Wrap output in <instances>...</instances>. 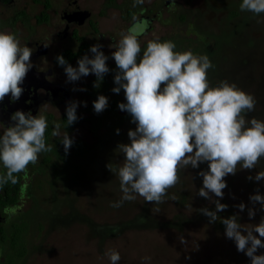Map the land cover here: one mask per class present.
Instances as JSON below:
<instances>
[{"label": "rangeland", "instance_id": "374dc122", "mask_svg": "<svg viewBox=\"0 0 264 264\" xmlns=\"http://www.w3.org/2000/svg\"><path fill=\"white\" fill-rule=\"evenodd\" d=\"M67 1L50 0L53 12ZM75 1L82 9L92 11L98 32L104 36L107 55L110 56L112 44L108 36L115 43L130 26L122 19L124 11L131 10L135 18L145 14L150 21L139 37L142 50L148 40L158 36L162 41H173L176 51L207 55L214 65L208 70L210 83L215 86L227 80L254 95L255 111L248 116L264 120V24H258L252 13L239 10L241 0ZM22 11L25 16L13 22L15 13ZM42 11V5L33 4V0H14L12 6L0 4V31L15 33L22 45L34 49L35 41L50 39L58 24L54 15L50 25L37 23ZM87 31V27L81 29V35ZM87 41L92 45L100 43L97 36H90ZM76 48L68 41L62 44L53 41L41 63L51 65L53 82L64 86L71 100L86 101L87 107L83 104L78 107L80 118L68 127L63 120L68 101L46 108L49 129L46 142L52 145V151L41 153L38 163L29 167L20 200L10 209L9 216L0 220V264H110L105 256L107 249L120 253L119 264H250L249 258L237 252L235 243L224 236L220 220L210 224L198 212L201 207H215L197 195L202 186V178L196 175L200 169L182 170L180 182L168 190L164 203L149 204L137 196L119 208L110 206V202L120 199L121 192L118 178L106 165L122 163L123 154L115 149L118 143L130 142L127 132L135 129V124L130 122L128 113L118 112V103L126 100L123 90L119 94L111 91L115 87L113 71L97 89L93 87L94 75L75 84L66 83L63 68L52 66L58 51ZM107 63L110 69H115L113 59ZM71 64L75 67L77 61ZM73 87L87 91H72ZM98 95L108 97V107L100 114L93 109ZM57 122L61 125L60 137L52 136ZM116 129L120 130L119 135ZM3 130L0 124V134ZM66 131L74 141L67 154L60 143ZM3 168L0 163V172ZM200 168L207 169V163ZM259 170H264V159L257 165L256 171ZM249 174L255 172L238 170L235 176L226 177L228 186L223 190L221 203L229 207L218 216L227 218L237 213L239 210L233 205L248 204L249 195L257 187L264 194V181H249L246 179ZM261 215L264 213L258 212L250 221L245 210L240 213V222L258 223ZM19 226L24 227L22 247L14 249L11 238L14 228ZM181 237L185 240L183 244ZM261 253L264 249L258 250L257 254ZM143 257L151 259L142 261Z\"/></svg>", "mask_w": 264, "mask_h": 264}, {"label": "clouds", "instance_id": "9594fccd", "mask_svg": "<svg viewBox=\"0 0 264 264\" xmlns=\"http://www.w3.org/2000/svg\"><path fill=\"white\" fill-rule=\"evenodd\" d=\"M239 10L252 13L258 24H264V0H241ZM143 31L141 26L122 31L120 39L109 45L110 56L102 50V44L91 45L88 50L91 55L86 53L78 58L75 67L63 55L55 58L63 67L66 83L75 84L91 74L96 77L93 87L98 89L104 77L113 71L115 87L111 91L124 92L126 102L118 103V108L130 115L135 129L127 132L130 142L118 143L115 149L123 154L122 163L106 165L118 178L121 192L120 199L110 202V206L119 208L137 196L149 204L164 203L168 190L180 182L182 170L200 169L196 175L202 178V186L197 195L215 207H201L198 212L210 224L220 220L224 236L235 243L237 252L249 258L250 264H264V253L257 254L264 249V215L258 223L240 222V213L245 210L250 221L258 212L264 213V194L259 187L249 195L248 204L233 205L239 210L237 213L227 218L218 216L229 207L221 203L223 190L228 186L226 177L246 170L255 172L247 180L264 181V170L256 171L264 159V120L248 116L255 111L254 95L227 80L213 86L208 79V70L214 68L209 57L191 50L176 51L171 40L162 41L157 36L148 40L142 50L139 37ZM32 55L33 50L22 45L15 33L0 31V102L6 97L11 101L21 98L25 91L22 85L34 66ZM110 58L115 62L114 70L108 66ZM72 91L87 89L73 87ZM81 104L87 107L86 101L66 103L67 127L80 118L77 109ZM107 107L105 95H98L93 101L97 114ZM10 120L0 134V163L6 169L0 175V185L15 184L17 174L29 164L38 163L41 153L52 151V145L45 139L48 128L45 115L16 110ZM60 128V123H55L52 136L60 137ZM119 133L116 129V134ZM60 143L67 154L74 141L66 131ZM204 163L207 169L200 168ZM180 242L185 243L183 237ZM105 256L110 264H119L121 260L115 249H107ZM150 259L143 257L142 261Z\"/></svg>", "mask_w": 264, "mask_h": 264}, {"label": "flooded vegetation", "instance_id": "af4514ba", "mask_svg": "<svg viewBox=\"0 0 264 264\" xmlns=\"http://www.w3.org/2000/svg\"><path fill=\"white\" fill-rule=\"evenodd\" d=\"M13 3L14 0H10V1L0 0V4L3 6H12ZM33 4L39 5V3H36L34 0H33ZM42 12H44L45 14V20L42 23L46 25H50L52 22V17L54 15L58 23L57 28L52 29L50 35L51 40L48 38L47 39L41 38L38 41H35L34 49H32L33 55L37 53V51L39 50L38 49L39 46L47 45V47H45L46 52L42 55H39L37 57L35 56L33 58L32 61L34 65L33 66L34 75H32L31 78V75L28 73L22 87L25 89L23 94L25 95L33 94L34 97L37 98L38 100L37 114L45 115L44 113L46 111V108L50 107L51 105H61L66 103L67 101H62L61 99L65 91L69 93L64 86L53 82L52 80L53 71L51 65L46 62L41 63L42 59L47 57L49 50L52 48L53 41L59 42V44H62L63 41H68L74 43L77 46L75 50L62 49L58 51L54 56L52 60V66L56 68H63L57 64V61L55 59L57 55H61L65 52H71L75 54V57L71 59V61H69L68 63L71 64L73 62H76L78 58H80L86 53L91 55V53H89L88 50L92 44L91 42L87 41L88 37L97 36V39L98 41H100V44L104 46L103 43L104 36L99 34L98 32V23L93 19L94 15L92 11L82 9L76 3L75 0H68L67 3L56 12H53L50 0H48V5L43 7ZM77 12H83V13L77 15ZM84 13H88V16L80 17L81 14L83 15ZM18 16H20V18ZM23 16H25L23 11L21 13L16 12L13 18L14 19L13 22H16L17 19L23 18ZM139 16L140 17L135 18V15L132 14L131 10L124 11V14L122 15V19L124 20V22H128L130 24V26L126 28V30H128L130 27L133 26H141L144 28V30L148 28V23L150 21V18L145 14H140ZM85 27H87L88 31L86 32L85 35H81V29ZM108 37H110L111 40L110 43L114 44L111 36ZM54 47L56 48L57 46ZM102 50L104 51V47ZM47 130L49 129L47 128Z\"/></svg>", "mask_w": 264, "mask_h": 264}, {"label": "trees", "instance_id": "16d2710c", "mask_svg": "<svg viewBox=\"0 0 264 264\" xmlns=\"http://www.w3.org/2000/svg\"><path fill=\"white\" fill-rule=\"evenodd\" d=\"M36 3L41 4L43 7L48 5V0H34ZM20 18V16H18ZM45 20V14L42 12L38 17L37 21L38 23H42ZM64 56V58L69 62L71 59L75 57V54L71 52H65L61 54ZM113 109H116L113 107ZM63 120L65 123H67L66 120V114L63 116ZM49 135V130L45 133V139L47 140V137ZM32 164H29L27 169L24 172H21L17 174V182L15 184L9 182L6 184L0 185V220L3 221V219L7 218L9 216L10 209H13L16 207V203L20 200V195L22 194V191L24 190V183L23 180L28 176L29 174V167H31ZM6 172V169L3 168V170L0 172V175H4ZM9 210V211H8ZM1 225V223H0ZM24 227L19 226L14 228V232L11 238V245L14 249H20L22 247V235H23ZM18 250L17 252H19ZM16 255H21V253H17Z\"/></svg>", "mask_w": 264, "mask_h": 264}, {"label": "water", "instance_id": "95a60500", "mask_svg": "<svg viewBox=\"0 0 264 264\" xmlns=\"http://www.w3.org/2000/svg\"><path fill=\"white\" fill-rule=\"evenodd\" d=\"M3 1H10V0H3ZM80 13L83 12H77V15H79ZM88 13H84L83 15L81 14L80 17H87ZM38 51L35 55H33L31 57V59L33 60V58L39 55H42L46 52V48L45 46H39L38 47ZM33 68L29 71V74L32 75L33 74ZM62 101H70L71 100V96L69 93H67L66 91L63 93L62 96ZM37 108H38V100L36 97H34L33 94H23L21 96V98L18 101H11L8 97H6L4 99V101L0 102V123L2 124L3 129L11 123L10 117L11 114L13 112H15L16 110H23L25 112L31 111L33 115L37 114ZM118 112L120 114H126L127 112L118 110Z\"/></svg>", "mask_w": 264, "mask_h": 264}]
</instances>
